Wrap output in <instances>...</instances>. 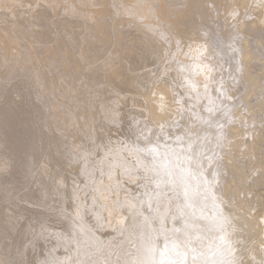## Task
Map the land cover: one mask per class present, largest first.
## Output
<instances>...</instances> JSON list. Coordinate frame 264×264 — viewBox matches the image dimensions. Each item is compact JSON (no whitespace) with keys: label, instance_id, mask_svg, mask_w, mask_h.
Here are the masks:
<instances>
[{"label":"bare ground","instance_id":"bare-ground-1","mask_svg":"<svg viewBox=\"0 0 264 264\" xmlns=\"http://www.w3.org/2000/svg\"><path fill=\"white\" fill-rule=\"evenodd\" d=\"M21 1L0 74L20 36L84 91L70 145L0 84V264H264V0Z\"/></svg>","mask_w":264,"mask_h":264},{"label":"rangeland","instance_id":"rangeland-1","mask_svg":"<svg viewBox=\"0 0 264 264\" xmlns=\"http://www.w3.org/2000/svg\"><path fill=\"white\" fill-rule=\"evenodd\" d=\"M74 1H70V2L64 1V5H62V0H32V5L31 6H39V5H41V6L43 5V6H47V7L49 6L48 9L51 8L49 10L51 13H55V11L59 8V11L62 12L61 14L64 17L67 16L66 18H68V19L70 17V20H72V19L80 20V18L83 17L82 16V13L84 11V5L83 4H84L85 0H74ZM0 3L3 6V8H5L6 10L9 9L11 11L10 13L12 14V16H14L15 10H17V8H19V9L23 8L22 6L24 4V3H22L21 0H9V2H5V0H0ZM76 4L79 5L81 8L78 7ZM54 6H56V7H54ZM85 12L86 11H84V13ZM74 16H76V17H74ZM83 18H88V16L87 17H83ZM6 40H7L8 45H9V50H11V48L15 47V42L17 43L18 47H17V49H12L10 51L11 52L10 57H13V59L9 60V63L11 64L10 65V69L12 68V70L6 72L4 75L0 74V84H2V86L4 88H6V87H10V86L14 85V83L17 82V81L24 83L25 88H24L23 91H27L25 93L33 94V96L36 99H38L39 103H43V104H45V107L46 106L49 107V108L46 107L47 110H48L47 112H49L48 113V116H49L48 118H49L50 122L53 123L54 130L55 131L56 130L60 131V127H62V125H63L62 128L65 129V130L62 131L63 135H64V133H66V135H64V139L68 140L67 141L68 143H71V141H72V143L74 144L75 142L71 138L72 134L74 132H72V133L68 132L67 129H68L69 126H71V128L76 126V123L75 122H70V120H72L71 118H73V119L77 118L78 119V117H79V112L76 110L75 106L78 107L80 104H82V100L80 99L81 98L80 96L83 93L84 89L83 90L81 89V86H80L78 81H77L78 83L76 81L74 83H72V84L71 83L70 84L67 83L66 78L64 79V77L62 76V74L60 72L61 68H60V63L59 62H55V60H53V59H49V62H47V64L43 63L42 65H38L36 62H33V61H35L36 56L30 55L29 51H34V52H36V53H38L40 55L43 52V50H44L43 47H44L45 44L37 42V41H30L29 42V41H25L24 40L25 42H29V43H25L22 39H20V36L16 37V38L12 37V39H11V36L9 35L8 37H6ZM49 67H50V69H49ZM54 70L55 71L57 70V71L55 72ZM64 80L66 82H64ZM55 81H57V82H55ZM59 83H61V84L59 85ZM67 84H68V86H67ZM74 84H75V86H74ZM29 85H31V87L29 89L25 90L26 88H28L27 86H29ZM61 87H63V88H61ZM70 87H72V88H70ZM88 90H91V89H88ZM10 92H11V95L14 98H20V97L23 96L21 94L22 93L21 91H19L20 92L19 93L18 91L10 90ZM50 93L51 94L53 93L54 97H53V95L51 96ZM23 94H24V92H23ZM76 96H79V97H76ZM59 97L64 98L65 102L63 103L60 99H58ZM56 98H57V100L55 101ZM48 99H50V100H48ZM112 103H114V102H112ZM115 103H116V101H115ZM110 105L112 106V108H110V109H112V110L115 109L112 104H110ZM110 105H109V107H110ZM104 116L108 117L107 114L104 115ZM67 118L70 119V120H67ZM46 125L47 124L45 123L44 126H46ZM92 136H93V133H92V135L89 134V136H87L86 138H88L91 141V137ZM83 137H85V135ZM72 143L70 145H73ZM78 145H79V143H78ZM92 149H93V147H92ZM102 158L104 159L105 157L103 156ZM100 160H102V159L100 158ZM112 180L113 179L111 178L110 181L112 182ZM98 183H100V182H98ZM50 185H51V183L49 184V186ZM105 186H106L105 189L109 188L108 184H105ZM51 187L54 188V184H52ZM2 200H4V199L1 198L0 201H2ZM0 204H2V203H0ZM43 204H45V203H43ZM49 206H52V202H51V204H49ZM112 210H113V212L118 213V211L116 209H112ZM37 234H39V232Z\"/></svg>","mask_w":264,"mask_h":264}]
</instances>
